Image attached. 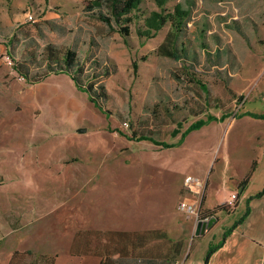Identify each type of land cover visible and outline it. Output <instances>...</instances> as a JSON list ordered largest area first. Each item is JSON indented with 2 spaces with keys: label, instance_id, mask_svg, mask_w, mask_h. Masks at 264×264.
Segmentation results:
<instances>
[{
  "label": "rangeland",
  "instance_id": "obj_1",
  "mask_svg": "<svg viewBox=\"0 0 264 264\" xmlns=\"http://www.w3.org/2000/svg\"><path fill=\"white\" fill-rule=\"evenodd\" d=\"M85 1L0 0V249L30 247L35 257L60 251L59 264H67L62 242L72 231L70 219L72 225L153 220L171 196L166 189L174 183L180 194L187 176L197 180L182 190L191 202L205 192L207 204L224 206L236 194L218 214L229 225L264 186V120L248 114H264V2L141 0L124 36L86 12ZM176 9L189 11L178 32L177 47L180 40L185 47L178 61L156 53L170 21L154 37L144 34L153 12ZM47 44L75 50L82 85L90 83L92 91L103 85L99 105L109 115L65 73L34 82L16 72L21 64L41 75ZM207 114L226 117L169 148L130 138L123 124L132 121L139 133L175 143ZM251 165L255 170L240 187ZM125 192L141 197L140 205L117 197ZM249 206L237 235L264 259V194ZM24 235L29 245L18 242Z\"/></svg>",
  "mask_w": 264,
  "mask_h": 264
},
{
  "label": "trees",
  "instance_id": "obj_2",
  "mask_svg": "<svg viewBox=\"0 0 264 264\" xmlns=\"http://www.w3.org/2000/svg\"><path fill=\"white\" fill-rule=\"evenodd\" d=\"M264 2V0H262ZM141 0H88L84 3V10L86 12H90L96 19L104 23L109 30L113 32H118L121 35H128L129 33V23L131 22L130 14L136 10L140 4ZM189 17L188 10H180L176 9L173 14L167 13L162 15L161 13L153 12L149 17L145 19V30L144 34L146 37H154L157 31L168 21H170L171 29L167 31L163 40L156 47V53L160 56L168 57L173 60H180L182 58L181 54L185 52V47L183 46V42L180 40V46L177 47V39L180 38L178 36V32H180V27L186 24V20ZM43 61L45 62V68L41 75H29L27 70H24L23 65H18L15 68L16 72L25 78L28 81L38 82L41 79L45 78L48 74H58L65 73L70 76L75 86L84 92H86L89 100L100 110L102 109L99 105V99L105 97V93L103 90V85H99L98 91H92V85L89 83L87 86L82 85L80 76L83 74V66L79 62L78 55L75 50L66 48L61 51L60 49L47 44L44 46L43 52ZM133 74H136L138 65L135 60L131 62ZM105 112V109H102ZM105 114L109 115V111H106ZM250 116L255 118H260L264 120V114H254L248 113ZM226 116L221 115L216 117L212 114H207L205 118H198L191 122L185 129L180 133L178 140L175 143H168L163 140H157L153 138L151 135L139 133L137 129L134 127L133 122L131 121L129 124L127 122V127L129 128V137L136 140H148L153 144L160 145L164 148H169L172 146L179 145L183 138L191 131H196L201 128L203 125L208 124L211 121H222ZM178 132L176 129L172 135H175ZM127 136V135H126ZM128 138V137H127ZM254 166L251 165L245 176L239 181L238 185L240 187L245 186L248 183V180L252 176L254 172ZM264 194V186L261 190L256 192L253 195H250L246 199L245 209L242 215L237 218L228 228L224 230L222 233L221 240L218 244L211 245L206 251L204 262L207 263L211 254L225 241L227 236L234 230L235 227L240 225L247 215L250 212L249 201L253 198H259ZM205 192L202 194L200 198V208H199V216L200 218L213 216L218 210H222L227 205H217L212 209H206L204 207L205 200ZM96 234L97 242L94 248H91L88 244L84 242L88 235ZM102 234L106 241L104 244H101L99 241V236ZM157 234L159 236V232L156 231H142V232H113L107 231L101 233L100 231H78L76 233V237L70 247L71 255H81L86 254L87 252H93L101 256L99 264H116L111 255L116 252L120 247H124L127 245V242L135 244V241H128L129 235H137L139 244H145L148 240L154 237ZM80 239V240H79ZM89 239V238H88ZM82 244L79 248H76L75 242ZM180 244H178L179 250ZM54 255L46 256L43 254L34 256L32 252L27 251H14L12 253L10 264L13 261L18 262L19 264H53ZM29 259L30 262L26 263V259ZM33 261V263H32Z\"/></svg>",
  "mask_w": 264,
  "mask_h": 264
},
{
  "label": "crops",
  "instance_id": "obj_3",
  "mask_svg": "<svg viewBox=\"0 0 264 264\" xmlns=\"http://www.w3.org/2000/svg\"><path fill=\"white\" fill-rule=\"evenodd\" d=\"M183 188L184 187L182 186L179 194L177 185L171 183L170 188L166 189V191L171 192V196L166 199V202L164 200V203L159 205V209L154 213V219L150 221L119 223L113 219L105 220L102 218V221L100 222L91 220L88 221V223L72 225L71 223L73 222V218L70 219L69 226L72 228V231H70L69 237L63 238L62 242V244H65L63 247L67 253V264H70L73 259H77L79 263L84 264H99L100 262L101 256L93 252H87L86 254L81 255L70 254V247L78 231H100L101 233L107 231L131 233L156 231L160 233L159 236L155 234L154 237L145 242V244H139L137 235H129L128 241L134 240L135 244L127 242V245L124 247L119 246L118 250L111 255V258L116 264H247L248 261H253L254 263H259L261 261L264 262L263 258L259 259L260 257L252 253V243L250 241L247 242L246 239L237 235V228L243 224L251 212V207L249 206L250 212L244 221L234 228V230L227 236L223 244H221L211 254L208 262L205 263L204 258L208 248L211 245H215L220 242L224 230L228 228L236 219L229 225H223L220 223L222 219L219 218L218 214L220 210H218L206 221L210 218L214 220L207 223L204 227L198 226V222H196L192 217L179 212L177 209L178 202L182 198H185L182 195V190L187 189ZM117 197L124 203H128L131 206L140 205L141 197H138L137 194L134 195L126 192L118 193ZM215 206H217L215 202L211 205L207 204L205 197L204 207L206 209H212ZM28 236L29 235L22 236V239L18 242L22 245H29L26 241ZM39 238H42L43 240V237ZM88 238L86 237L84 242L91 248H94L97 242L96 234L88 235ZM237 238L240 240H236ZM42 240H39V242ZM79 240L75 242L76 248H79L83 244L78 243ZM99 241L101 244H104L106 241L102 234L99 236ZM178 244H180L179 250ZM239 244L242 245L238 246ZM58 245H60V242ZM239 247H242V249ZM4 248H7V253L3 254L2 250ZM27 250L32 252L30 247L20 250L13 249L10 251L9 244H5L0 249V264H10V259L14 251ZM239 251L240 254H238ZM59 253L60 251L53 254L55 256L53 264H59ZM250 257L252 260H250ZM11 264L19 263L13 261Z\"/></svg>",
  "mask_w": 264,
  "mask_h": 264
},
{
  "label": "built area",
  "instance_id": "obj_4",
  "mask_svg": "<svg viewBox=\"0 0 264 264\" xmlns=\"http://www.w3.org/2000/svg\"><path fill=\"white\" fill-rule=\"evenodd\" d=\"M28 18L30 19L31 15H28ZM123 124L127 127V123L124 122ZM193 183H197V180L191 176H187L184 180V187L188 189L189 185ZM235 198H236V194L232 193L225 204L228 207L232 206L233 203L235 202ZM199 208H200V199L196 203V202L189 201L187 198H182L177 204V209L179 212L192 217L196 222L206 221L209 217L200 218Z\"/></svg>",
  "mask_w": 264,
  "mask_h": 264
},
{
  "label": "water",
  "instance_id": "obj_5",
  "mask_svg": "<svg viewBox=\"0 0 264 264\" xmlns=\"http://www.w3.org/2000/svg\"><path fill=\"white\" fill-rule=\"evenodd\" d=\"M212 220H214V219L210 218L208 221H199L198 226L204 227L205 225H207V223H210Z\"/></svg>",
  "mask_w": 264,
  "mask_h": 264
}]
</instances>
